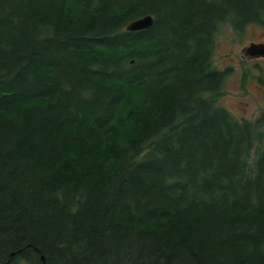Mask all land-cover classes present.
Segmentation results:
<instances>
[{"label":"trees","instance_id":"16d2710c","mask_svg":"<svg viewBox=\"0 0 264 264\" xmlns=\"http://www.w3.org/2000/svg\"><path fill=\"white\" fill-rule=\"evenodd\" d=\"M225 23L264 0H0V264H264V110L217 104Z\"/></svg>","mask_w":264,"mask_h":264},{"label":"rangeland","instance_id":"374dc122","mask_svg":"<svg viewBox=\"0 0 264 264\" xmlns=\"http://www.w3.org/2000/svg\"><path fill=\"white\" fill-rule=\"evenodd\" d=\"M213 54L214 68L226 70L228 75L217 98V104L229 110L238 119L253 120L264 110V59L254 60L245 53L252 43H264V25L250 23L243 30H235L225 23L216 34Z\"/></svg>","mask_w":264,"mask_h":264},{"label":"water","instance_id":"95a60500","mask_svg":"<svg viewBox=\"0 0 264 264\" xmlns=\"http://www.w3.org/2000/svg\"><path fill=\"white\" fill-rule=\"evenodd\" d=\"M154 23L152 15H146L144 17L130 21L126 29L128 31H140L150 28ZM245 53L250 56L264 55V44L252 43L245 49Z\"/></svg>","mask_w":264,"mask_h":264},{"label":"flooded vegetation","instance_id":"af4514ba","mask_svg":"<svg viewBox=\"0 0 264 264\" xmlns=\"http://www.w3.org/2000/svg\"><path fill=\"white\" fill-rule=\"evenodd\" d=\"M258 44H264V43H262V42H260V43H258ZM252 58H255L254 60H259V59H264V55H259V56H251ZM256 67H257V69L259 70V71H264V67H263V65L261 64V62L260 61H256ZM263 83H264V80H263Z\"/></svg>","mask_w":264,"mask_h":264}]
</instances>
